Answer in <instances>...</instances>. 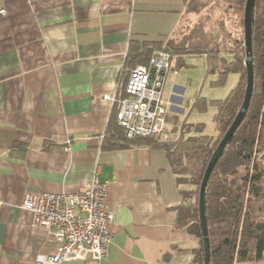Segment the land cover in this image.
<instances>
[{
	"label": "crops",
	"instance_id": "obj_1",
	"mask_svg": "<svg viewBox=\"0 0 264 264\" xmlns=\"http://www.w3.org/2000/svg\"><path fill=\"white\" fill-rule=\"evenodd\" d=\"M184 1L0 0V264L55 254L59 243L32 227L23 198L83 191L94 166L113 215L106 257L59 264L191 263L198 240L175 228L180 187L165 151L103 147L115 107L102 95L120 90L130 46L172 36ZM172 61L162 86L180 67ZM182 92L172 86L170 114L183 111Z\"/></svg>",
	"mask_w": 264,
	"mask_h": 264
},
{
	"label": "trees",
	"instance_id": "obj_2",
	"mask_svg": "<svg viewBox=\"0 0 264 264\" xmlns=\"http://www.w3.org/2000/svg\"><path fill=\"white\" fill-rule=\"evenodd\" d=\"M246 0H185L184 11L172 36L164 44L129 47L127 76L136 65H146L155 50L166 51L186 66L183 57L204 56L207 75L216 76L212 86L223 85L229 74L238 76L236 86L223 100L210 101L216 135L203 134V124L180 121L168 114L167 121L180 126L177 139L159 141L156 137L127 139L112 121L103 141L105 149L128 146L161 148L176 182L181 201L175 208V228L194 236L190 264H203L198 210L199 188L207 164L241 106L246 71L243 42V13ZM197 16L193 27L181 29L187 16ZM237 18L240 38L227 30L225 19ZM253 87L242 122L224 147L209 176L205 191V218L209 241V264H262L264 262V0H255L252 15ZM176 35V36H175ZM206 100L198 97L192 108L203 111Z\"/></svg>",
	"mask_w": 264,
	"mask_h": 264
},
{
	"label": "built area",
	"instance_id": "obj_3",
	"mask_svg": "<svg viewBox=\"0 0 264 264\" xmlns=\"http://www.w3.org/2000/svg\"><path fill=\"white\" fill-rule=\"evenodd\" d=\"M3 14L4 10H0ZM170 59L166 51H153L146 65H137L129 72L124 83L118 85L119 91L102 95V100L115 107V123L127 139H172L167 124L170 103L162 94L163 78L160 80L159 75L171 68ZM97 173L98 166H94L89 185L83 191L24 196L21 209L31 213L32 227L46 230L59 243L54 255L39 256L34 264L87 258L99 261L106 257L113 215L104 206L106 187L98 182Z\"/></svg>",
	"mask_w": 264,
	"mask_h": 264
},
{
	"label": "rangeland",
	"instance_id": "obj_4",
	"mask_svg": "<svg viewBox=\"0 0 264 264\" xmlns=\"http://www.w3.org/2000/svg\"><path fill=\"white\" fill-rule=\"evenodd\" d=\"M225 25L227 30L233 35V37L240 38V29L237 26V18L230 15L225 19ZM197 21V16L189 15L181 26L179 31L184 32L190 30ZM175 35V36H176ZM175 67V62H171V67ZM216 76L207 75L205 70V61L203 58L195 57L186 61V66L178 67L177 70L173 69L169 71L166 82L162 86V94L169 98L171 94L172 86H177L183 89L181 103L179 108L183 111L176 114L180 121H185L193 125L203 124V134L214 137L216 135L215 124L213 122V116L216 110L210 105V101L223 100L227 97L230 91L236 86L238 82V76L235 74H229L221 86H212L211 81L216 80ZM198 97L204 98L207 102L206 108L203 111H199L192 108L194 100ZM172 125H169L171 127ZM168 127V129H169ZM180 133V126H174V134L172 139H177Z\"/></svg>",
	"mask_w": 264,
	"mask_h": 264
},
{
	"label": "water",
	"instance_id": "obj_5",
	"mask_svg": "<svg viewBox=\"0 0 264 264\" xmlns=\"http://www.w3.org/2000/svg\"><path fill=\"white\" fill-rule=\"evenodd\" d=\"M255 0H246L244 13H243V46L245 49V59L244 66L246 71V84L245 91L241 106L239 111L237 112L233 122L230 127L218 143L215 148L212 156L207 164L205 169L201 185L199 188V200H198V210H199V219H200V227H201V241H202V250H203V264H209V241L207 236L206 229V218H205V191L209 176L214 168L217 160L219 159L224 147L231 139L232 135L242 122V119L246 113V110L249 105V101L251 98L252 87H253V70H252V53H251V36H252V15H253V7ZM160 80L164 76V72L161 71L159 73ZM154 78V69L151 70L150 79Z\"/></svg>",
	"mask_w": 264,
	"mask_h": 264
},
{
	"label": "bare ground",
	"instance_id": "obj_6",
	"mask_svg": "<svg viewBox=\"0 0 264 264\" xmlns=\"http://www.w3.org/2000/svg\"><path fill=\"white\" fill-rule=\"evenodd\" d=\"M169 113H170V111H169ZM169 113H168V114H169ZM167 116H168V115H167Z\"/></svg>",
	"mask_w": 264,
	"mask_h": 264
}]
</instances>
